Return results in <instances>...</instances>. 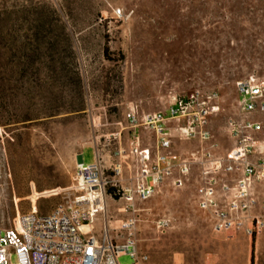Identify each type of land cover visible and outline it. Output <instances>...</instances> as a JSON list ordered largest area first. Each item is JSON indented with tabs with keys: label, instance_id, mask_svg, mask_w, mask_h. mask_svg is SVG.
<instances>
[{
	"label": "rangeland",
	"instance_id": "rangeland-1",
	"mask_svg": "<svg viewBox=\"0 0 264 264\" xmlns=\"http://www.w3.org/2000/svg\"><path fill=\"white\" fill-rule=\"evenodd\" d=\"M249 77L264 79V0H0V227L33 207L50 212L72 193L78 162L96 153L111 160L126 146L128 107L164 111L179 96L217 91L211 129L224 155L236 83ZM199 180L195 169L185 188L165 186L136 204V237L151 264H251L252 256L264 264V231L212 232L195 203ZM257 192L262 200L264 187ZM124 206L108 198L113 227L129 216ZM160 218L170 227L158 229ZM103 225L98 218L95 229Z\"/></svg>",
	"mask_w": 264,
	"mask_h": 264
},
{
	"label": "built area",
	"instance_id": "built-area-1",
	"mask_svg": "<svg viewBox=\"0 0 264 264\" xmlns=\"http://www.w3.org/2000/svg\"><path fill=\"white\" fill-rule=\"evenodd\" d=\"M114 14L125 17L121 9ZM220 101L217 91L196 90L175 98L164 111L128 107L130 142L115 150L111 167L105 168L98 153L91 164L81 160L65 201L46 214L33 207L18 213L11 228L0 227V264H120L124 256L132 264H146L150 257L139 250L136 237V203L154 198L165 186L185 188L195 169L200 175L195 203L212 232L228 239L242 231L257 237L264 231V216L251 212L257 206L264 211V198L252 193L264 187V79L236 83L235 112L225 128L232 145L224 155H217L219 143L211 129ZM182 142L199 147L177 151ZM134 162L138 168L128 183ZM112 194L125 203L120 211L129 214L118 226L121 242L112 237L107 221ZM98 216L105 218L99 237L93 229ZM156 227L166 230L170 220L160 218Z\"/></svg>",
	"mask_w": 264,
	"mask_h": 264
},
{
	"label": "crops",
	"instance_id": "crops-1",
	"mask_svg": "<svg viewBox=\"0 0 264 264\" xmlns=\"http://www.w3.org/2000/svg\"><path fill=\"white\" fill-rule=\"evenodd\" d=\"M226 134H227V132H226ZM227 136H228V134H227ZM228 137H229V136H228ZM229 138H230V137H229ZM231 141H232V140H231ZM129 142H130L129 135H127V144H126V146L129 144ZM230 147H231V146H230ZM99 155H100V157H101L102 160H103V163H104V165H105V168H106V169H109V168L111 167L113 161L115 160V158L112 157V156H110V159H111V160H106V159H105L106 156H104V155L101 154V153H99ZM134 163H135V162H134ZM134 163H133V170H132V172H131L130 174H128V176L131 177L129 181H126V182H128V183L134 181V180H133V177H134V175H135V173H136V171H137V168H138V166L136 165V163H135V164H134ZM258 187H259V186H257L256 188L258 189ZM257 189H256V190H257ZM256 190L253 189L252 193L258 195V192H256ZM194 198L196 199V195H195ZM122 201H123V200H122ZM123 202H124V201H123ZM137 203H138V202H137ZM137 203H136V204H137ZM124 204H125V203H124ZM253 210H255V208L252 209V212H253ZM252 212H251V214H252ZM98 218H101V219H103V220L105 221V218H104L103 216H98ZM98 218L96 219L95 223L97 222ZM95 223H94V225H93V229H94L95 234L99 237L100 234H101V230H97V229H95ZM118 226H119V225H118ZM118 226H117V227H113L111 224H109V229L111 230L110 233H111L112 237L115 238V240H116L117 242H121V241L123 240V234H121V235H117V234H118ZM138 245H139V242H138ZM139 250H140L142 253H146V252H143V251H142L140 245H139ZM146 264H151V261L149 260V262L146 263Z\"/></svg>",
	"mask_w": 264,
	"mask_h": 264
},
{
	"label": "trees",
	"instance_id": "trees-1",
	"mask_svg": "<svg viewBox=\"0 0 264 264\" xmlns=\"http://www.w3.org/2000/svg\"><path fill=\"white\" fill-rule=\"evenodd\" d=\"M251 264H254V258H253V256H252V259H251Z\"/></svg>",
	"mask_w": 264,
	"mask_h": 264
}]
</instances>
